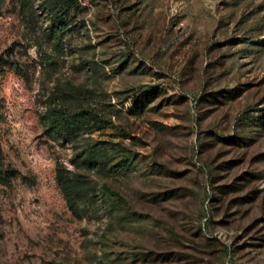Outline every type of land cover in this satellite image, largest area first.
I'll return each instance as SVG.
<instances>
[{"label":"rangeland","instance_id":"obj_1","mask_svg":"<svg viewBox=\"0 0 264 264\" xmlns=\"http://www.w3.org/2000/svg\"><path fill=\"white\" fill-rule=\"evenodd\" d=\"M52 3L0 0V264H264V0Z\"/></svg>","mask_w":264,"mask_h":264},{"label":"trees","instance_id":"obj_2","mask_svg":"<svg viewBox=\"0 0 264 264\" xmlns=\"http://www.w3.org/2000/svg\"><path fill=\"white\" fill-rule=\"evenodd\" d=\"M72 6L73 0H53V3L49 5V9L54 12V14L57 12L64 14L67 13ZM0 61L13 66L15 70L18 68L13 61L4 58L2 55H0ZM42 120L49 131L58 133L59 136L66 141L73 140L80 131L99 128L101 123L105 122L104 119L98 117V115L94 113H90L86 109L69 111L62 107L48 109L43 113ZM13 173V169L4 168L0 163V184H9ZM54 180L68 210L73 215L79 216L77 211L78 201L76 199L75 178L61 164H56L54 168ZM102 188L109 192L106 186Z\"/></svg>","mask_w":264,"mask_h":264}]
</instances>
